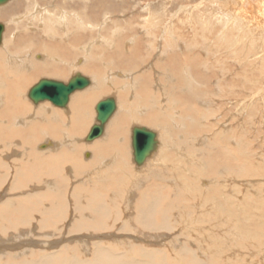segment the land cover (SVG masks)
I'll use <instances>...</instances> for the list:
<instances>
[{"label": "bare ground", "instance_id": "1", "mask_svg": "<svg viewBox=\"0 0 264 264\" xmlns=\"http://www.w3.org/2000/svg\"><path fill=\"white\" fill-rule=\"evenodd\" d=\"M11 1L2 8L0 18H6L4 20H7V22L16 20L15 26L13 25L9 28L12 34L14 29L21 27L20 24L22 22L20 21L21 18H16L17 14H19L17 12H20V8H18L19 1L15 0L8 5ZM30 1L27 0L24 7L30 6ZM229 1L233 9L236 8L234 4L237 5V14L250 28L263 23L264 4L258 12L250 13L239 7L244 3V0ZM31 5L37 6V1L35 0V3H31ZM17 8L18 11L15 12ZM77 12L72 13L76 14ZM36 13L37 15L34 14L33 17L36 20H45V25H47L45 28L48 34L54 32L52 31L55 29L52 26L55 25L53 21H60L62 25L59 22L56 25H60L62 31L65 30L66 35H68L67 32L69 31L67 29L70 24H67L66 20H59L56 13L55 16L45 17V19L41 18L43 16L42 12L38 11ZM195 15L197 16V14ZM84 16H82V22L75 23V25L79 24L78 28H81L82 32L85 33L86 31L89 32L87 27L91 26V22ZM73 17L75 18V16ZM153 25L155 24L153 23ZM232 27L231 24L229 29ZM240 27L247 30V26L243 25V22L241 25L239 24ZM29 28L31 27L29 26ZM250 31L252 32L251 29ZM232 32L230 31V33L225 35L226 39H224L223 45H221L222 42L219 44L220 41L218 39L219 42L206 38L201 40V47L209 46L211 50L215 47H221L229 54L231 50H227L226 47H228L229 42L231 45L234 43ZM18 33L20 32H14V38L11 40L8 37L6 39L3 33L2 43L0 44V264H201L200 259H197L196 252L190 253L191 255L188 256V259H170V256H167L169 255L168 252L166 254L167 250L165 251L164 249V246L169 242L172 243V246L179 242L178 244L186 247L191 242L190 240L184 241L185 238L182 242H186V244L180 242L181 240L178 241V237H184L185 233L178 235L176 231H173L176 229L172 228L173 224L176 225V228H182L181 223L183 224L185 220L180 222L182 218L180 212L184 214L183 212L190 211L191 206L184 203L185 200H189L185 199L187 196L186 188L189 186L181 185L178 178L170 175L169 169L167 170L166 167L167 162L162 159L166 157L167 161L168 154L171 155L173 151L182 156L191 155L200 160H197L198 163L194 162L195 164H193V167H196L197 170L193 179L197 180V176L203 175L206 171L205 169L208 171L211 167L217 170L213 172L212 176L222 179L220 176L222 171L214 164L216 162L204 161L206 157L203 156V142L201 144H192V141L186 138L189 135L196 136V131H198L201 122L208 120L206 116L203 119L204 112H202L203 105L206 104L210 94L208 87L211 86L207 82L210 77L207 74L204 75L206 72L203 71V68L207 67V64L204 65L202 62L205 58L202 59L203 56L198 54L195 56L191 54V56L183 58L182 55L178 56L176 51H174L173 54H176L173 60L166 61L167 63H164L161 67L157 63L156 68L159 71L161 70V74L163 72L166 75L172 74L171 76L177 82L176 85L169 88H165L161 84L155 85L157 83L152 81L151 73L143 70L145 74L142 73L130 78L132 84H136V87L139 85L136 89L141 90L140 94H134L131 92L133 89L130 90L125 81L117 77L113 79L109 72L106 73V69L112 67V70H114L116 68L111 63L112 59L101 58L98 54H90V57L84 59L82 63V59H76L79 56L77 51L70 49V51L66 52L65 60H63L64 51L61 50L60 46L46 45V42L39 41L37 37H28L26 35L18 38L19 40L14 43ZM195 33L197 34L196 31ZM83 37L85 35H81L80 39ZM207 40L211 41L209 45H207ZM72 43L79 45L82 41L74 40ZM96 43L99 44V42ZM103 43L108 45L107 42ZM111 43L115 47V42L111 41ZM177 47V44L170 41L169 45L159 50L168 53L171 51L170 49ZM119 48L118 46L113 54V57L118 59L116 63L121 60H128L133 56V53L131 56L129 55L130 57L124 56ZM38 50H40V53ZM202 51L205 52L203 54H206V51ZM231 53L232 51L230 55ZM210 54L213 55V53ZM215 56L214 59L217 58ZM178 57L182 59L185 65ZM217 59H215V62L219 65L221 62ZM105 60L108 62L107 68L101 64ZM231 61L233 62V60ZM127 62L123 63V65L129 66ZM77 63L82 64L79 65ZM135 64L133 63L130 67L132 69L136 68L137 65L135 66ZM209 64L207 69L210 68ZM207 69L205 70L207 71ZM74 70H80L87 74L88 77H84L89 79L90 84L82 90L73 92L65 107H57L49 101L35 104L30 100V90L42 80L33 83L38 77H49L50 80L62 82L60 80H66ZM75 75H77V72L72 73L66 81L69 82ZM119 76L122 77V75ZM221 76L225 78L224 75ZM171 78L169 80H172ZM142 79L148 80L143 89L140 88L142 87ZM157 81L160 82V78H157ZM219 83L221 84V82ZM216 85L214 89H211L213 92L218 87L217 83ZM109 86L115 89L117 97L113 95L114 93L109 95L111 92ZM154 86L159 88L153 91ZM245 90L243 91L245 92ZM168 92H172L174 95ZM245 94L247 96L248 92H245ZM106 95H109L107 96L108 98H114L116 110L106 123L104 134L93 141L87 142L86 138L91 129L99 124L96 107L106 98H104ZM216 96L221 99L220 93ZM246 96H242V98ZM212 97L214 98L215 96L213 95ZM148 98L150 100L147 103ZM174 98L175 102L172 100ZM227 98L228 96L226 99L222 98L223 101H228L224 103L225 107H228L227 105L233 107L234 101ZM247 101L246 99L245 103ZM173 102H177L176 105ZM49 103L52 105H49ZM222 108L219 105L216 110L220 111ZM92 109L94 113H92ZM208 114L206 115L208 116ZM225 114L224 112L223 116ZM134 122L145 124V126H149V128L151 127L159 132V134L156 133L158 140L156 151L141 166H138L134 161L132 136L135 127L143 126L141 124L132 126L131 124ZM130 125L132 126L131 129ZM176 125L182 127V133L175 128ZM231 135L233 134H225L223 136V139H225L218 142L219 145L223 146L219 152H217L218 149L216 151L215 157L217 159L227 161L235 157V152L231 145L235 138L233 139ZM86 151H91L92 153L91 158H88V162L83 160V154H87L84 156L85 159L89 155V153H85ZM242 162H240V165ZM226 168L229 169L228 164ZM199 180L201 179L199 178ZM214 187L211 190H207L208 192L206 193L197 189L194 193L192 192L193 195L190 197V205L194 204L198 209L201 208L204 216L208 210L211 211L210 215L213 216H220L225 211L222 209L224 205L222 203L219 204L218 199L214 197L215 195H212ZM215 190L217 191V189ZM203 194H208L209 197L204 200ZM232 206L231 208H233ZM210 217L212 219V216ZM202 219L200 217L195 222L202 225L204 224V219ZM226 224L228 226V223ZM37 235L45 237L46 240L37 238ZM147 239L145 246L140 244L142 241L143 244L144 240ZM164 240H169V242L166 243ZM25 247H30V251H21L22 253L9 255V257L7 256L8 259H5L6 254H9L10 251H24ZM27 253L29 259H19L22 257L26 258ZM180 257L182 258L181 255ZM207 264H210V262Z\"/></svg>", "mask_w": 264, "mask_h": 264}, {"label": "rangeland", "instance_id": "2", "mask_svg": "<svg viewBox=\"0 0 264 264\" xmlns=\"http://www.w3.org/2000/svg\"><path fill=\"white\" fill-rule=\"evenodd\" d=\"M14 1L15 0H12L8 5L13 3ZM17 1H19L18 8H20V12H17L18 8L16 9L15 12L21 15L20 16L19 14H17L16 16V18L18 17L21 18L20 19V21L22 22L20 24L21 27H19L18 29L17 28L14 29V31H12V34H11V32L9 31V28L13 25L15 26L16 20L9 21L10 22L9 23L7 22V20H4L6 18H0V24L2 25L5 24L6 26L5 31H4V35L6 39L7 37L9 40L13 39L14 32L16 33L18 31L20 33H18V35L15 37L14 43H16L17 40H19L18 38L25 37L26 35L28 37L29 36L37 37L39 41L46 42V45H50L53 47L60 46L61 50L64 51L62 55L63 60H65L66 52L70 51V49H75V51H77V54L79 56L76 59L77 60L82 59V63L84 62V59H88L90 57L89 56L90 54H95V55L98 54L99 57L101 58H110L112 59L111 63L113 67H116V68H114V70H112V67L109 69H106V73L109 72V74L112 76L113 79L117 77L118 79L120 78L121 80L125 81L127 83L128 88H130V90L133 89L131 92H133L134 94L135 93L140 94L139 92L141 90L136 89L139 87V85L138 87H136V84H132L130 82L131 81L130 78L131 76L136 77L142 74L143 70L144 72L148 71L151 73L152 81L153 82L156 81L157 83L155 85L161 84V86L165 88H169L170 86L176 85L177 82L175 81L173 76H171L172 74L166 75L164 72H163L164 74L163 73L161 74V70L159 71V69L156 68L157 63L161 67L164 63L166 64L167 62L173 60L175 58L176 53L178 56L182 55L183 58L187 56H191V54L193 56L198 54L200 56H203L202 59L205 58L202 60V62L204 63V65L207 64V67L203 68V71L206 72L204 75L207 74L208 77H210L209 79H207V82H209L211 86L208 87L210 90V94H209V98H207L206 100V104L203 105L204 108L202 109V107L201 106L200 107L202 109V112H204L203 119H205L204 117L206 116L208 120L201 122V125L198 127L199 132L196 131V136L189 135V136H186V138H189V140L192 141L191 142L192 144H199V143L201 144L203 142L202 144L203 156L207 158V159L206 158L204 159L203 157L204 161L216 162V163L214 162L213 163L217 166L218 169L220 168L219 170L222 171L220 173L221 174L220 176L222 177V179L217 178V176H212L213 172L217 171L216 168L212 169V167L208 171L207 169H205L206 170L205 173L201 176H197L198 178L197 180L193 179V176L197 172L196 167H193V164L198 163L197 160L198 161L200 160L197 159V157H194V156L192 157L191 155L186 154V156L188 157V159L186 160L187 157L185 155L182 156L173 151L171 155L168 154L167 161H166V157L163 158L162 160H164V162H167L166 167H167V170L169 169L170 175L178 178L181 185L184 184L186 186H189L186 188L187 196L185 197V199L190 200L191 199L190 197H192L193 193L197 191V189H200L203 193H206L208 192L207 190H211L212 187L215 186L214 189L212 190V193H213L212 195L213 196L215 195L214 197L218 199L217 201L219 204L222 203L224 205L222 206L223 207L222 209H224L226 212L224 211L220 216L219 215L213 216V215H210L211 211L208 210V212L206 211L207 214L204 216L202 214L201 208L198 209L197 207H195L194 204L190 205L191 202L189 200L184 199L185 200L184 203L188 206H191V208L189 209L190 211L187 210L186 212H183L184 214L180 212L182 215L180 222L181 221L183 222L184 220L186 222L184 221L183 224L181 223L182 228H176L175 224L172 225V228L176 229L173 231H176L178 235H180L181 233H185L184 237L183 236L178 237L179 238L178 241L181 240L180 242H182L183 239L185 238L186 240L184 239V241L190 240L191 242L188 243L187 247L178 244L179 242H177L174 246H172L171 245L172 243L169 242V240H164V242L166 243L169 242V243L164 246L165 248L164 247H161V248H164L165 251L167 250L166 254L168 252L169 255L167 256L168 257L170 256L169 257L170 259H188V256L191 255L190 253L196 252L195 254H197V259L198 258L200 259L201 264H207L209 262L210 264H264V21L263 23H260V25H256L257 27L255 26L254 28H250L248 25H246L243 19L240 18L239 15L237 14V10H238L237 5L234 4L236 8L233 9L231 2L229 0H213V1L212 0H36L37 6H32L31 3H35V0H31L30 6L28 7H24L27 0H17ZM263 4H264V0H244V3L240 5L239 7L244 11L255 13L259 11L260 7ZM4 6H0V14ZM38 11L43 13V16H41V18L43 17V19L49 16L53 17L55 16V13H56L59 20L61 19L66 20L65 22L67 24H70L69 28L67 29L70 33L67 32L68 35H66L65 30L62 31V29L60 28V25H62L60 21H55V22L53 21L55 25H52V26L55 27V29L53 28L54 30H52V27H51V30L54 32L52 34L50 33L48 34L45 28L47 26L45 25V22H44L45 20L40 21V20H36L33 17L34 14L37 15L36 12ZM72 12H77V13L75 14ZM67 13L68 14L71 13V14L68 15ZM110 13H111V16H110ZM193 13L197 14V16ZM148 15L150 18L148 17ZM73 16H75V18ZM82 16H84L85 18L87 17L86 19L91 22V26L89 25L87 27L89 32L86 31L84 33L82 32L81 28L80 29L78 28L79 24L75 25V23L82 22L81 21L83 20ZM157 16H158V19H157ZM69 19H71L72 21L71 20L69 21ZM58 22L60 23V25H56V23ZM151 22H153L155 25H153V23ZM240 22L241 23L243 22V25L245 24V26H247L246 27L247 30L245 28L243 29L241 27L239 28V24L241 25ZM231 24L233 27L229 29L231 27ZM29 26L31 28H29ZM250 29L252 30V32L250 31ZM195 31L197 32V34L195 33ZM230 31H233L232 36L234 39L233 40L234 43L231 45L229 42L228 43L229 49L228 47H226V49L232 51L231 55H230L231 51H229V54H227V52H225L224 49H222L221 47H215L213 50H211L209 46L201 47V44H202L201 40L206 39V38H209V40L218 39L220 42L218 40L217 42H219V44H221L222 42L221 45H223L224 39H226L225 35L230 33ZM81 35H85V37L80 39ZM49 36H50V39H49ZM219 38L223 40H220ZM74 40H80V42L82 41V43L79 45H74L72 43V41ZM110 40L115 42L116 44L115 47L114 45L112 46V43ZM170 41H172V43L174 44H177L178 47L170 49L171 51H169L168 53H164L159 50V49L165 48L166 45H169ZM96 42H99V44H97ZM103 42H107L108 45H104ZM210 43L211 41L207 40V45H209ZM149 44L150 46H148ZM91 45H94V46H91ZM70 46L73 48H71ZM118 46L120 47L119 49L121 53L126 57L127 56L130 57L131 54L133 53V56L130 57V59H128L129 61L121 60L119 61V63H116L118 59L114 58L113 54L117 50ZM199 48L206 51V54H203L205 52H203ZM80 50L81 52H79ZM174 51H176L175 54H173ZM38 52L40 53V50H38ZM210 53H213V55H211ZM233 54L237 56L235 55L233 56ZM214 56L218 58V59L217 58L215 59L221 62V63L219 62L220 64L218 63L219 65H217V62H215ZM227 58H230V59H227ZM223 60H224V64H223ZM231 60H233V62ZM122 61H124L123 63L128 61L127 63L129 64V66H125V64L123 65ZM180 61L182 62L181 58H180ZM82 63H77V64L81 65ZM133 63H136L135 66L137 65L136 68L134 69L130 67L131 65H133ZM182 63L185 65L184 62ZM101 64L105 68L108 67L107 60H105ZM208 64L210 67L209 69H207ZM220 65H222L223 67ZM205 69H207V71ZM132 70H135V71H132ZM209 70L211 71L213 75L210 73ZM130 71H132L133 73ZM75 72H77V74H82L83 76L88 77L87 74L83 73L80 70L79 71L74 70L73 72L69 74V77L72 75V73L74 74ZM221 73H224V74H221ZM119 75H122V77ZM221 75H224L225 78H223V76ZM231 76H232V79H231ZM68 78L66 80H68ZM157 78L158 79L160 78V82L157 81ZM170 78L172 80H169ZM41 79H49V77H45V78L38 77V79L35 80L33 83L38 82ZM51 79H55V78H51ZM66 80L62 79L60 81L66 83L68 82ZM226 81L227 83L225 84ZM141 82H142L141 83L142 87L140 88L143 89L144 85L148 82V80L142 79ZM219 82H221V84ZM216 83L218 84V87H217L218 89L216 88L215 92H213L211 89L215 88ZM222 84H223V87H222ZM212 85L214 86L212 87ZM109 88L111 90L109 95H112L114 93L113 95L117 97V94H115L116 93L115 89L114 88L112 89L111 86H109ZM157 88L159 87L154 86L152 90L155 91V89ZM243 90H245V92H248L247 96ZM168 93L174 95L172 92H168ZM218 93H220L221 99L217 98L216 95ZM109 95L104 96V98L105 97L106 98L103 100H106L108 98L107 96ZM211 95L212 96L214 95L215 99ZM226 95L228 96L227 99H231L234 101L233 107H230L229 105H227L228 107H225L226 105H224V103L227 100L223 101L222 98L224 97L226 99L227 97ZM242 96L247 97V98L245 97L248 100L247 103H245L246 99L242 98ZM175 98L172 99L174 102H175ZM149 100L150 98H148L147 103L149 102ZM174 102L173 104L176 105L177 102L176 103ZM50 104L51 103H49V105ZM219 105L221 106V108L222 107H225V108H222L220 111H217L216 108L219 107ZM224 112L226 114L223 116ZM92 113H94L93 109H92ZM206 114H208V116ZM139 124H141L143 127L145 126V124L138 123V122H134L131 125L137 126ZM131 125H130V129L132 127ZM146 127L150 129L151 131H154L155 133L159 134V132L156 129H153L151 127L149 128V126H145V128ZM175 128L180 133H182V130H181L182 127L176 125ZM216 131L218 134L216 133ZM228 133L233 134L231 136H233V139L235 138L233 140L234 142L231 144L232 149L235 152V157H232L230 160H227V161L217 159L215 157L216 151L218 149L217 152H219L220 148L223 146V145H219L218 142H220L221 140H224L225 138L223 139V136ZM193 140L196 142H194ZM211 147L213 148L211 149ZM85 153H89L88 157L86 158L90 159L92 156L91 151H86ZM86 155L87 154H83V160L85 162H88L89 159L87 160L84 157ZM179 158H182V159H179ZM238 160L240 162L243 161L244 163L242 162L240 165V162ZM245 163L246 164L248 163L247 166ZM219 164H222L224 166L219 165ZM227 164H228L229 169L226 168ZM171 166H172V169H171ZM191 166L194 168V170ZM175 167L177 168L175 169ZM199 178L201 180H199ZM215 189H217V191ZM203 196H204V200L207 197H209L208 194L206 195L203 194ZM231 206L233 208H231ZM228 212L230 216L228 215ZM185 213H188V214H185ZM210 216H212V219H210L211 218ZM200 217L201 219L202 218L204 219V220L202 219L204 222V224L202 225L197 224V222H195V220L199 219ZM229 222L230 224H232L231 226H229L230 225ZM226 223H228V226ZM37 238H41V240H44V239L46 240V238L43 236L37 235ZM58 238H60V236H58ZM146 241H148V239L144 240L143 244H142L143 241L140 242V244L145 246ZM183 244H186V242H184ZM30 249H31L30 247L29 248L25 247L24 251L23 250H17L14 252L10 251L9 254H6L5 259H8L7 256L9 257V255H16V253H19L21 251L22 252L30 251ZM180 255L182 256V258L180 257ZM19 259H29L28 253L26 255V258L22 257Z\"/></svg>", "mask_w": 264, "mask_h": 264}, {"label": "water", "instance_id": "3", "mask_svg": "<svg viewBox=\"0 0 264 264\" xmlns=\"http://www.w3.org/2000/svg\"><path fill=\"white\" fill-rule=\"evenodd\" d=\"M10 0H0V6L6 5ZM5 26L0 24V44L2 43ZM90 84L88 78L77 74L71 78L68 83L59 82L50 79H42L29 92V98L35 104L43 101H49L57 107H65L69 101L70 95L78 90L86 88ZM116 110V101L114 98H108L101 101L97 107V121L88 137L87 142L93 141L104 134L106 123ZM158 146L157 134L145 127H135L133 129L132 147L134 152V161L138 166L144 164L146 159L152 155Z\"/></svg>", "mask_w": 264, "mask_h": 264}]
</instances>
